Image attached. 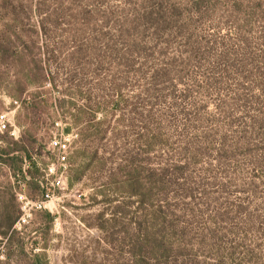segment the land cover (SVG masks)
<instances>
[{
	"label": "rangeland",
	"instance_id": "obj_1",
	"mask_svg": "<svg viewBox=\"0 0 264 264\" xmlns=\"http://www.w3.org/2000/svg\"><path fill=\"white\" fill-rule=\"evenodd\" d=\"M6 2L0 0V19L23 20L25 28H15L17 45L39 57L41 66L39 82L16 97L14 81H29L33 62H0V114L7 118L0 129V264L22 263L16 256L20 241L27 251H43L47 264H159L152 251L141 260L142 232L153 233L152 242L156 238L154 228H145L156 224L155 209H142L137 199L128 198L121 167L130 154L141 159L143 120L159 126L172 147L216 122L224 124L228 140L255 138L249 118L264 116V102L256 105L249 91H238L235 84L247 82L237 75L239 66L250 70L257 64L240 61L243 51L253 53L255 36L264 30V0ZM144 10L190 21L181 31L170 23L152 40V30L141 27ZM132 18L137 19L133 28ZM123 22L125 32L119 30ZM166 64L181 70L171 82L153 74ZM193 80L198 88L185 97ZM101 120L108 131L99 139L94 130ZM83 144L97 146L104 157L89 162L80 155ZM70 153V174L88 164L71 184ZM12 155L23 159L20 172L10 168L17 164ZM214 158L203 157L177 180L173 203L204 227L214 212L243 200L264 221V179L249 196L242 184L250 167L233 161L220 166ZM46 213L52 215L50 223ZM99 213L107 220L104 230L96 226ZM193 253L196 264L212 262L206 250Z\"/></svg>",
	"mask_w": 264,
	"mask_h": 264
},
{
	"label": "trees",
	"instance_id": "obj_2",
	"mask_svg": "<svg viewBox=\"0 0 264 264\" xmlns=\"http://www.w3.org/2000/svg\"><path fill=\"white\" fill-rule=\"evenodd\" d=\"M158 10H162V7ZM158 10L156 12L144 10L141 13V27L144 30H152V40H156V34L166 28L167 25L170 26V23L176 22L177 25L172 28L181 31L183 26L188 25L190 21V18L179 19V16L174 17L172 13H159ZM136 20V18L130 20L132 28L136 24ZM0 21V62H8L10 66H17V63L25 62L27 58L33 62L32 65H29L31 66L29 72L32 73V78L29 81L19 79L14 81L16 91L12 95L19 97L28 85L39 82L37 70L40 65L38 62L41 61L39 57L27 54L26 46L17 45L18 36L15 28L18 26L21 29L25 28L23 20L16 15H11L8 19H0ZM124 25H128L127 22H123L119 26V30ZM122 32H125L124 27ZM131 35L134 40L138 37L134 33ZM255 38L257 42L253 53L246 54L243 51V59L240 62H257V64L250 70H245L246 65L239 66L237 75L242 73L247 82L235 85L239 86L236 88L238 91L243 92L247 89L249 98L258 105V103L264 102V30L258 33ZM153 74H159L162 77L168 76L166 81L171 82L174 76L177 78V75H181V70L177 72L174 66L166 64L156 69ZM157 76L153 78V84L157 83ZM194 81H192L191 87L186 88L185 97L190 91H193L192 87L198 88ZM117 88H115V92L119 91V88L116 90ZM28 103L31 105V101ZM81 111L79 108L78 113ZM216 114H220V110ZM249 120L251 126L249 128L252 129V134L255 136L251 140L246 136L228 140L224 124L216 122L195 132L189 138H181L176 147L165 144L167 137L162 133L159 126H153L147 120H143L141 159L137 158L139 153L128 156L125 165L121 167L124 174L123 180L120 181L128 198L137 199L136 203L141 204L142 209L150 207L155 209L156 224L147 223L149 226L145 228H154L157 232L156 238H153L154 242H152L149 237L153 233L151 234L148 230L142 232L141 260H144L147 252L152 251L158 254L156 258L159 264H196V257L193 252L200 249L201 252L206 250L210 253L209 259L212 261L210 264H264V221H261L254 211H248L249 201L243 200L234 207H226L221 212H214L208 218V222L211 224L209 227H204L201 226V223L199 225L197 220H194L192 212H187L185 208H180L177 203H173L174 195H171L173 186L178 185L177 180L182 178L191 165L198 163L203 157H209V155L215 157L214 160L220 166L233 161V163L242 162L250 167L252 171L242 184L244 186L243 191L247 192L249 196L255 195L258 188L257 182L260 178L264 179L262 178L264 176V116H250ZM95 125L97 127L94 131L99 139H102L108 131L103 126L104 120L97 121ZM86 129L85 126V129L81 131L82 140L86 139ZM67 131L64 132L67 134ZM238 133L240 132H234V134ZM216 141L217 143L214 144ZM259 146L262 147L259 148ZM14 150L21 151L19 148ZM6 154L10 155V152ZM70 155L71 153L67 157L68 161L66 159L69 184L82 176L88 169L87 164L75 176L70 174ZM80 155L87 156L88 161L92 163H97L101 157H104L103 154L100 156L97 146H88L87 144H83ZM10 157L17 162L13 168L9 164L10 168L13 172H20L23 159L18 155ZM28 158L30 159L29 156ZM101 170L103 171V168L98 167L97 171ZM43 193L40 197H43ZM98 193L103 195L102 190H98ZM103 196L105 197V195ZM108 201L109 199L103 198V202ZM230 208L232 209L230 210ZM231 215L232 217H229ZM46 216L50 223L52 215L46 213ZM97 217L101 223H96V226L104 230L102 222L105 223L107 220L103 219V213H99ZM1 233L4 235L6 232ZM135 245L136 243L131 245V253L135 251ZM16 248L18 253L16 256H18L19 262H22L21 264H47L46 254L43 251H27L22 241L16 245Z\"/></svg>",
	"mask_w": 264,
	"mask_h": 264
},
{
	"label": "built area",
	"instance_id": "obj_3",
	"mask_svg": "<svg viewBox=\"0 0 264 264\" xmlns=\"http://www.w3.org/2000/svg\"><path fill=\"white\" fill-rule=\"evenodd\" d=\"M7 118L5 114H0V129H4L6 127Z\"/></svg>",
	"mask_w": 264,
	"mask_h": 264
}]
</instances>
